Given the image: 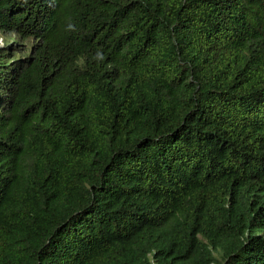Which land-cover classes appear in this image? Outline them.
I'll list each match as a JSON object with an SVG mask.
<instances>
[{"label": "trees", "instance_id": "trees-1", "mask_svg": "<svg viewBox=\"0 0 264 264\" xmlns=\"http://www.w3.org/2000/svg\"><path fill=\"white\" fill-rule=\"evenodd\" d=\"M0 264H264V0H0Z\"/></svg>", "mask_w": 264, "mask_h": 264}, {"label": "rangeland", "instance_id": "rangeland-1", "mask_svg": "<svg viewBox=\"0 0 264 264\" xmlns=\"http://www.w3.org/2000/svg\"><path fill=\"white\" fill-rule=\"evenodd\" d=\"M0 47H3V43L0 42Z\"/></svg>", "mask_w": 264, "mask_h": 264}]
</instances>
